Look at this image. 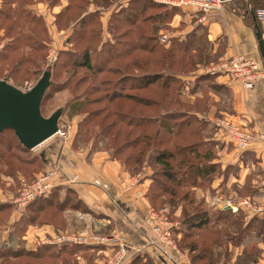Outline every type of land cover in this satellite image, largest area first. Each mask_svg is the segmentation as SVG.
Returning a JSON list of instances; mask_svg holds the SVG:
<instances>
[{"label":"rangeland","instance_id":"1","mask_svg":"<svg viewBox=\"0 0 264 264\" xmlns=\"http://www.w3.org/2000/svg\"><path fill=\"white\" fill-rule=\"evenodd\" d=\"M128 1L120 4L116 0H0V79L28 91L47 71L49 84L40 107L41 114L48 117L60 109L58 128L65 134L63 137L54 135L27 150L11 130L0 133V198H3L0 200V221L9 216L11 209L8 205L20 209L26 207L24 218L15 230L18 231L16 237H20L28 219L54 222L53 214L60 215L58 210L62 208L66 214L74 215L71 218L75 217L74 228L78 231H73L74 234L82 231L95 233L93 229L83 227L86 222L83 214L86 219L94 218L93 215L83 212L82 205L76 204L77 196L68 188L78 181V175L67 176L56 159L64 146L69 145L68 148L76 152L90 148L87 157L93 154V150H103L125 169V173L116 178L122 186V194H134L140 177L151 179L146 191L150 204L145 207L144 216L148 208L156 211L168 209L171 220L177 223L176 234L171 236L176 247L186 251L187 245L192 244L195 248L186 252L188 256H194L210 245L212 239L199 233V229L188 228V225L197 221L199 215L207 214L213 219L215 213L219 214L221 207L211 203V197L222 200L245 198L251 197L249 195L253 192L250 185L239 187L234 182V162L217 163L215 171L204 179L186 180L184 175L187 170L184 164L203 163L202 154L214 152L217 144L234 148L225 139L215 141V131L221 133L220 129L214 121L199 117L212 108L214 118L234 121L227 90L213 75L202 70L225 57L203 51L207 40L204 37L200 44L197 35L205 28L193 29L194 34L190 30L186 40L171 38L167 44L157 38L173 32L170 18L173 11L182 9H169L143 0L134 4ZM104 13L109 15L108 23L102 19ZM191 13L200 15L195 11ZM127 14L129 21L125 20ZM175 45L181 50L170 55ZM84 51L88 53L90 68L84 65ZM261 64L264 66L263 61ZM151 74L155 76L154 82L143 85L142 80ZM190 94L194 95L184 100L183 97ZM170 112L175 113L171 118L174 127L158 126L162 116L168 117ZM145 117L150 122L154 117L156 120L151 125H144ZM177 148L182 150L171 160V167L164 168L155 162V153L162 150L176 153ZM44 151L56 157L44 163L41 159ZM50 169L58 170L59 180L65 179L64 186L67 187L53 190L54 197L50 193L34 199L35 206L32 201L25 206L15 202L23 181H32ZM166 170L171 171L172 180L167 179ZM92 184L109 189L108 183L98 178ZM9 196L10 202H2ZM49 201L53 206L48 205ZM73 204L78 207L76 213L68 209ZM39 207L41 210L37 211ZM247 215L240 210L237 216L240 225L251 219ZM223 220L224 216L220 221ZM254 229L248 228L240 236L235 226L224 227L222 241L232 239L237 243L242 238L247 243V251H252L251 254L258 259L257 243L263 237L256 236L258 233ZM180 238L182 242L178 245ZM47 245L56 248L54 244ZM12 261L22 263L21 259ZM30 264L41 263L32 259Z\"/></svg>","mask_w":264,"mask_h":264},{"label":"crops","instance_id":"2","mask_svg":"<svg viewBox=\"0 0 264 264\" xmlns=\"http://www.w3.org/2000/svg\"><path fill=\"white\" fill-rule=\"evenodd\" d=\"M112 2L108 5H111ZM116 2L125 4L121 0H116ZM250 6H252L250 0H227L221 11L209 13L205 15L203 20H200V15L191 13L189 10H175L169 21L173 32L169 35L166 34L163 41L160 40L163 35H159L157 38L161 42H166V44L169 43V39L174 37H178L179 40H186L188 39L187 33L190 30L193 33L195 29L201 27L205 28L207 40L203 51L208 54H217L222 57L240 54L260 59L264 64V58L260 54L255 36L256 28L260 30L261 34L264 32V20L259 21L256 17V11L264 9V6L255 10L254 17L258 21L257 27L253 25L254 23L251 24L254 21L253 16L249 14V17L245 16V11L246 9L249 10ZM108 11V14H110L111 11ZM108 14L104 13L102 16L106 23L109 19ZM215 79L228 92L227 99L231 104L230 108L234 122L255 134H264V81H260L251 89H244L241 83L236 80L226 81L216 77ZM192 95L194 94L183 98L187 101ZM216 97L219 98V96ZM212 111V108H210L199 117L204 116L213 121ZM213 139L222 141L224 137L215 131V138L213 137ZM68 147L70 148V145L64 146L62 153L59 154L56 160L57 163L62 165L67 176L78 175V181L68 185V188L75 191L78 199L89 210L88 214L94 217L86 219L83 214L85 221L91 222V224L85 222V227L93 229L92 231L96 234H119L125 244L126 254L130 255L126 264H190V258L185 250L172 251L171 259H168L161 253L159 245L152 240L154 235L144 221L145 207L150 204L146 196L151 181L150 178L140 177L134 188V194H122V186L116 181V178L118 175L124 174L125 169L118 161L112 159L103 150H93V154L87 157L90 148L76 152ZM215 147L212 159L208 162L216 164L234 162V182L239 187L245 184L250 185L253 190L250 196L264 200V139H254L245 150H239L235 146L234 148H228V150L227 146L223 148L222 144H217ZM44 153L41 156L44 163H49V159L56 157L55 154L48 151H44ZM95 178L108 183L109 189L104 190L93 185L92 182ZM137 191L142 193L141 196L137 195ZM8 198L2 200V202H10V196ZM7 207L11 211L4 221H0V247L22 246L25 249H35L38 245L41 247L54 244L58 249H61V259L57 260V264H104L116 248L115 244L111 245L110 243L75 244L57 241V238L62 235H72L74 234L73 231H78L77 228H74L76 226L74 224L75 217L71 218L74 215H70V213L68 215L66 211L62 212V216L60 215L62 219L59 215L54 217V222L38 220L26 223L21 229L20 237H16L15 233L18 231L15 230L24 218L23 213L26 207H22V209L16 208V205H8ZM69 210L73 213L78 211V209L73 208ZM244 212L249 214L247 215L248 218L264 215V213L250 214L248 211ZM64 217L65 219H63ZM98 230H103V232L99 233ZM15 241H17L16 245ZM246 246L247 243L244 239L235 244H230L227 264H250L249 262L239 261ZM68 247L71 249L69 250ZM257 247L260 252L256 261L264 264L263 239L258 241ZM14 259L18 258L10 257V260Z\"/></svg>","mask_w":264,"mask_h":264},{"label":"built area","instance_id":"3","mask_svg":"<svg viewBox=\"0 0 264 264\" xmlns=\"http://www.w3.org/2000/svg\"><path fill=\"white\" fill-rule=\"evenodd\" d=\"M123 2L127 0H121ZM155 3L166 5L170 8H179L182 10L195 11L200 14V20H203L205 15L209 13L219 12L223 9L224 3L227 0H151ZM256 17L259 21L264 20V9L256 11ZM264 41V32L261 34ZM160 40H165V35L160 37ZM204 73L213 75L216 78H222L226 81H238L244 89H251L260 81H264V68L261 62L252 57L244 55H233L219 59L217 62L210 63L204 69ZM213 123L217 126L224 139L232 143L235 148L245 150L248 145L256 138L264 139L263 133H253L252 131L243 128L238 123L227 118H214ZM55 135L63 137L64 131L57 129ZM60 175L58 170L50 169L32 181L22 182V188L19 197L15 200L19 205L25 206L34 199L50 194L53 190L60 187L63 188L65 179L59 180ZM75 179L71 180L72 182ZM136 181V180H135ZM104 186V185H103ZM67 187L64 186V188ZM105 187V186H104ZM211 203L221 207V209H229L235 213L240 210L252 212L253 214L264 213V201L256 202L253 198H228L219 199V197H211ZM145 224L152 231L154 238L152 239L159 245V249L168 259H171V252L177 251L172 234L177 223L170 218L168 209L156 211L153 208H148L145 213ZM59 242H70L75 244H106L116 245L111 255L107 258L104 264H126L130 255L126 254V248L121 237L117 233L112 234H96L89 231H82L72 235H62L57 238ZM256 264H260L256 262Z\"/></svg>","mask_w":264,"mask_h":264},{"label":"trees","instance_id":"4","mask_svg":"<svg viewBox=\"0 0 264 264\" xmlns=\"http://www.w3.org/2000/svg\"><path fill=\"white\" fill-rule=\"evenodd\" d=\"M128 2H131V3L134 4L136 2H139V0H129ZM142 2H144V3L145 2L146 3L151 2L153 5H163V4L155 3V2H153L151 0H143ZM250 3H251L252 6H250L249 10L246 9L245 16L249 17V15H250V16L254 17L255 16L254 15L255 10L257 8H260V7L264 6V0H250ZM163 6H166V5H163ZM169 9H176V8H169ZM125 20L129 21V15L128 14L125 17ZM116 21H117V19H116ZM251 24L255 25L256 27L258 26V21H256L255 17H254V21ZM204 37H205V31H203V33L198 35V40H201V41H199V43L202 42V40L206 39V37H205V39H204ZM193 38H195V37H191V39H193ZM180 46H185V44L184 45L181 44ZM180 46L176 47V45H175L174 47H172L174 49V51H170L169 52L170 55L172 53H174L176 50L180 51L181 50ZM186 48L187 47H185L184 50L186 52H188L189 50L186 49ZM111 51H112V49H111ZM82 56H83V59H84L83 60L84 61V65L86 67L90 68L89 59H88V53L84 51ZM154 77L155 76L153 74L148 75V77H147V79H145V81L142 80V84L145 85V86L149 85V84H152L154 82V80H155ZM43 98H44V96H43ZM41 104H42V102H41ZM174 114L175 113H171V112L168 113L169 119H168V117L163 115L162 116L163 120H161L158 123V126H162L163 127L164 124H165V126H164L165 128H169L170 126L174 127L171 124V118L173 119V115ZM152 119L156 120L155 117L152 118ZM154 120L151 121V122L154 123L155 122ZM145 121H146V123H144V125L147 124V123H149V125H151V122L149 121L148 118L145 117ZM146 138H147V136H146ZM189 147L191 148L190 145H189ZM182 149L185 150V149H187V147H182ZM182 149L181 148H177L176 149V153L174 151H172V150H162V151L154 154V160H155L156 163H160L164 168L171 167L172 166L171 165V160L175 159V157L177 156L176 154ZM188 152H191V151L188 149ZM212 156H213V152L205 151L202 154V158L204 159L203 163H191V162H189L187 164H184L185 169H187L186 171H184V173H185L184 175L186 177V180L196 181L197 179H204V178L208 177L210 174H212L215 171V165H216V163L208 162V161H210L212 159ZM165 173H166L165 175H167V179L168 180H172L173 179V178H171L172 175H170L171 174L170 170L169 171L166 170ZM178 180L179 179H177V181ZM156 186H157V184H156ZM70 191H72V193L76 195L75 191H73V190H70ZM50 196L54 197L55 193L51 192ZM76 198H77L76 199L77 200L76 204L78 205L80 203L82 205V207L85 209V211H83V212L88 213L89 210L81 203V201L78 199V197H76ZM250 198H252V197H250ZM253 200L256 201V202L264 201V200H259L257 198H253ZM34 201H32L33 202L32 203L33 206H35V202ZM63 201H65V200H63ZM52 204L53 203H51V201L48 202V205L53 206ZM70 208L71 209L72 208L73 209H78V207L76 205H74V204H73L72 207H69L68 209H70ZM39 210H41L40 207L37 209V211H39ZM64 210L65 209L61 208L60 210H58V212H60L58 214L61 215L62 212H64ZM230 212L231 211L229 209H220L219 210V214L215 213V217H213V219L209 218V216L207 214H202V215L198 214L199 217L197 218V221H191V223L188 225V228L199 229L200 230V232L198 231L199 233H201L202 235L207 236L208 239L209 238L212 239L211 240V242H212L211 244L212 245L210 244L208 246H205V248L202 250V252L197 253V255H194V256L190 255L189 256L190 264H197L196 262H204V264H220V262L221 263H227V261H228V253H229V245L230 244H235V242L232 239L226 240L225 243L222 241L223 235H222V231L221 230H223L224 227L231 228V226H235V228L238 229L237 233H239L240 236L243 235V233L245 232L246 229H248V228L254 229L255 228L254 230H257V233H258L256 236H263V241H264V215L263 216H252L251 219H249L248 223H246L245 225L242 226V225H240V223H238V220H237V216H239L240 211H237L235 213H233V212L230 213ZM56 214H53V217H56L57 216ZM213 216H214V214H213ZM223 216L225 217V220L220 221L221 217H223ZM193 218H195V217L193 216ZM61 219H62V217H61ZM28 220H29L28 222L38 221V219H35V218H32V219L30 218ZM193 220H195V219H193ZM184 221H186V220L184 219ZM84 225H86V224H83V227H85ZM61 226H62V224H61ZM232 229H233V227H232ZM176 231L177 230H173V234H176ZM237 233H235V234H237ZM241 239L239 241H242ZM181 242L182 241H181V238H180V240L177 242V244L181 245L180 244ZM38 248L39 249L36 248L38 251L37 250L33 251L32 249H25L22 246L0 247V257L2 258L0 260V264H14L13 261L10 260V257H16L18 259H21L22 263H16V264H30V260H32V259L35 260L36 262L41 263V264H57V260L61 259V256H60L61 249H58L57 247L53 248L50 245H43V246L38 247ZM194 248L195 247H193L192 244H189V245H187V249L188 250H186V251L188 253H190ZM53 249H55V250L52 251ZM70 249L71 248H69V250ZM251 253H252V251H250V250L247 251V249L245 247L244 251L242 253V256H241V260H239V261L240 262L242 261L243 263L249 262L250 264H253L256 261V257L253 256Z\"/></svg>","mask_w":264,"mask_h":264},{"label":"water","instance_id":"5","mask_svg":"<svg viewBox=\"0 0 264 264\" xmlns=\"http://www.w3.org/2000/svg\"><path fill=\"white\" fill-rule=\"evenodd\" d=\"M255 36L260 54L264 58V41L257 28ZM48 84L47 71L28 91H22L5 79H0V133L11 130L27 150L54 136L58 129L60 109L48 117L41 114V102Z\"/></svg>","mask_w":264,"mask_h":264}]
</instances>
